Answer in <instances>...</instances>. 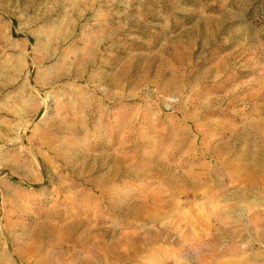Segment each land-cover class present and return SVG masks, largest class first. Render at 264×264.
I'll use <instances>...</instances> for the list:
<instances>
[{"label": "rangeland", "instance_id": "374dc122", "mask_svg": "<svg viewBox=\"0 0 264 264\" xmlns=\"http://www.w3.org/2000/svg\"><path fill=\"white\" fill-rule=\"evenodd\" d=\"M0 264H264V0H0Z\"/></svg>", "mask_w": 264, "mask_h": 264}, {"label": "crops", "instance_id": "0c3cea01", "mask_svg": "<svg viewBox=\"0 0 264 264\" xmlns=\"http://www.w3.org/2000/svg\"><path fill=\"white\" fill-rule=\"evenodd\" d=\"M61 1H63V0H61ZM45 15H46V17H49L50 16V11L47 10V12L45 13ZM90 61H92V59H90ZM15 101H16V105H18L20 107H22V106L25 105V102L23 101V94H21V92H20L19 95H17V97H15Z\"/></svg>", "mask_w": 264, "mask_h": 264}, {"label": "bare ground", "instance_id": "6f19581e", "mask_svg": "<svg viewBox=\"0 0 264 264\" xmlns=\"http://www.w3.org/2000/svg\"><path fill=\"white\" fill-rule=\"evenodd\" d=\"M247 172V171H246ZM255 182V181H254ZM248 190V189H247ZM260 199H262V198H260ZM226 231V230H225ZM228 231V230H227ZM221 233H223V232H221ZM161 234V233H160ZM224 234V233H223ZM221 236H222V234H221ZM220 237V236H219ZM217 241V240H216ZM90 258V257H89ZM92 259V258H91ZM97 260V259H96ZM92 261V260H91ZM95 261V260H94ZM99 261H101V260H99ZM94 263V262H93Z\"/></svg>", "mask_w": 264, "mask_h": 264}]
</instances>
